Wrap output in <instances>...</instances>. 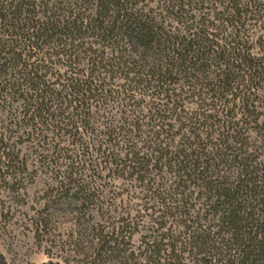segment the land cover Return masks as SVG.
Instances as JSON below:
<instances>
[{
	"label": "trees",
	"instance_id": "trees-1",
	"mask_svg": "<svg viewBox=\"0 0 264 264\" xmlns=\"http://www.w3.org/2000/svg\"><path fill=\"white\" fill-rule=\"evenodd\" d=\"M37 175L57 264H264V0H0V185Z\"/></svg>",
	"mask_w": 264,
	"mask_h": 264
},
{
	"label": "rangeland",
	"instance_id": "rangeland-1",
	"mask_svg": "<svg viewBox=\"0 0 264 264\" xmlns=\"http://www.w3.org/2000/svg\"><path fill=\"white\" fill-rule=\"evenodd\" d=\"M44 180V175H37L36 184L27 187L24 201L20 202L15 201L9 191L0 185V252L9 264H41L47 262L50 257L63 261L68 251L73 254L75 238L70 237L69 233L73 230L74 223L70 214L55 211L48 228L35 232L36 213L42 208L40 198ZM111 184L117 198L123 201H129L131 192L135 193L130 191L128 194L126 190L122 191L123 184L125 186L122 179H115ZM138 201L132 198L128 205L134 209L136 208L134 203ZM132 243L138 245L139 236L133 237ZM75 257L63 263L78 264L75 262L78 256Z\"/></svg>",
	"mask_w": 264,
	"mask_h": 264
},
{
	"label": "bare ground",
	"instance_id": "bare-ground-1",
	"mask_svg": "<svg viewBox=\"0 0 264 264\" xmlns=\"http://www.w3.org/2000/svg\"><path fill=\"white\" fill-rule=\"evenodd\" d=\"M0 264H9L5 258V256L0 252ZM41 264H57L51 260H48L45 263H41Z\"/></svg>",
	"mask_w": 264,
	"mask_h": 264
}]
</instances>
